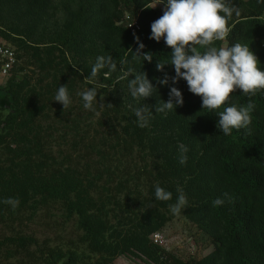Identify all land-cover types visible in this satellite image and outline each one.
I'll use <instances>...</instances> for the list:
<instances>
[{
  "label": "trees",
  "instance_id": "trees-1",
  "mask_svg": "<svg viewBox=\"0 0 264 264\" xmlns=\"http://www.w3.org/2000/svg\"><path fill=\"white\" fill-rule=\"evenodd\" d=\"M154 1L0 0V38L18 60L0 86L7 101L0 105V264H112L127 256L152 264H264V90L234 92L227 106L255 103L252 124L220 132L223 106L202 109L185 81L171 83V65L156 69L170 61L171 49L150 39L165 7L153 8ZM232 2L240 15L215 46L246 44L264 70V3ZM126 17L139 24L136 35ZM135 37L151 63L134 58ZM108 55L117 70L91 77L96 58ZM129 68L146 74L157 89L152 97L131 96L122 79ZM165 76L169 84L162 86ZM63 85L73 100L64 111L54 102ZM91 87L103 103L95 111L80 97ZM171 87L181 91L183 105L155 112ZM144 105L153 115L140 127L134 110ZM156 185L173 199L155 200ZM181 193L187 205L174 215L170 205ZM217 198L223 205H214ZM8 199L19 200L18 207ZM178 216L210 238L209 254L182 260L152 241ZM41 221L71 225L73 239L40 237L34 228Z\"/></svg>",
  "mask_w": 264,
  "mask_h": 264
},
{
  "label": "clouds",
  "instance_id": "clouds-1",
  "mask_svg": "<svg viewBox=\"0 0 264 264\" xmlns=\"http://www.w3.org/2000/svg\"><path fill=\"white\" fill-rule=\"evenodd\" d=\"M264 3V0H258ZM164 4L163 14L150 25V39L164 44L171 49L170 61L156 64L158 71H163L165 65L174 68L175 75L171 77L174 85L179 80L186 82L188 90L201 98L202 109L210 111L220 109L217 113V127L224 135H230L233 130L249 129L252 124L256 105L249 102L246 105L227 106L230 96L239 90L241 93L255 95L264 90V70L258 66L257 57L246 44L235 43L231 46L217 47L216 42L223 41L229 34V21L233 15L239 16L240 9L232 0H158L154 5ZM138 48L134 58H143V62L151 63V53L140 52L144 44L135 37ZM199 46V48L197 47ZM203 49V51L199 50ZM116 60L111 56H98L91 69V77L97 76L102 70L116 71ZM129 77H132L131 79ZM122 79H128V89L134 99L152 97L157 89L143 72H135L129 68ZM159 83L162 86L169 84V77L165 76ZM83 108L95 111L97 105H103L97 99L96 87H91L80 93ZM54 102L62 105L63 111L73 103L67 85L59 86ZM110 105V104H109ZM183 105V96L176 87L170 88L167 102H160L155 106V112L166 113L175 111ZM111 106V105H110ZM135 117L140 127H146L152 118L153 111L150 106L136 108ZM179 162L181 165L187 161L183 153ZM154 197L157 201H171L173 193L156 185ZM4 203L13 208L18 207L19 200L8 199ZM215 206L223 205L224 200L217 198ZM187 205L186 196L181 193L176 198V203L170 205L172 214L180 215Z\"/></svg>",
  "mask_w": 264,
  "mask_h": 264
},
{
  "label": "rangeland",
  "instance_id": "rangeland-1",
  "mask_svg": "<svg viewBox=\"0 0 264 264\" xmlns=\"http://www.w3.org/2000/svg\"><path fill=\"white\" fill-rule=\"evenodd\" d=\"M156 3L157 1H154L151 6L154 7ZM155 8L162 9V5H157ZM32 71V68H26L23 73L32 75ZM6 81L7 78L5 79L0 77V86H4ZM5 102L7 101L1 99L0 105L6 107L7 104ZM34 229L39 236L44 234L49 236L54 241H58L60 238H62V242H66L68 239H73V227L71 225L62 227L53 224L52 222L50 227H48L45 226L44 222L41 221L40 225ZM57 235H59V237L55 238ZM154 235H157L158 237L155 238ZM154 235L151 237L154 243L182 260L198 259L204 257L213 249L210 238L202 231H199L193 223L181 216L173 218L162 231ZM112 264L152 263L127 256L117 258Z\"/></svg>",
  "mask_w": 264,
  "mask_h": 264
},
{
  "label": "built area",
  "instance_id": "built-area-1",
  "mask_svg": "<svg viewBox=\"0 0 264 264\" xmlns=\"http://www.w3.org/2000/svg\"><path fill=\"white\" fill-rule=\"evenodd\" d=\"M127 28L133 35H136L140 31V26L136 20H130L126 17ZM18 64L17 56L14 48L0 38V77L9 78L11 72L15 69ZM157 238V235H154Z\"/></svg>",
  "mask_w": 264,
  "mask_h": 264
}]
</instances>
